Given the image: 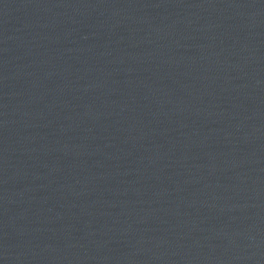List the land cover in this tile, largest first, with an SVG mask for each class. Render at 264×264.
Listing matches in <instances>:
<instances>
[{
    "label": "water",
    "instance_id": "95a60500",
    "mask_svg": "<svg viewBox=\"0 0 264 264\" xmlns=\"http://www.w3.org/2000/svg\"><path fill=\"white\" fill-rule=\"evenodd\" d=\"M0 264H264V0H0Z\"/></svg>",
    "mask_w": 264,
    "mask_h": 264
}]
</instances>
